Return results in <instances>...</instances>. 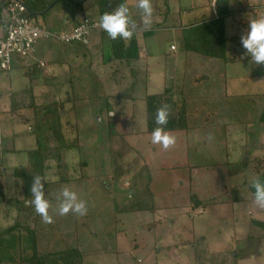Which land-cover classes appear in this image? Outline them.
Wrapping results in <instances>:
<instances>
[{"label": "rangeland", "instance_id": "374dc122", "mask_svg": "<svg viewBox=\"0 0 264 264\" xmlns=\"http://www.w3.org/2000/svg\"><path fill=\"white\" fill-rule=\"evenodd\" d=\"M215 1L150 0L147 28L137 0L25 1L31 22L50 36L38 39L30 57L15 56L10 71H0L2 182L13 183V170L27 165L38 144L35 125L54 104L64 103L57 120L71 147L45 163L52 222L35 212L32 198L20 211L17 201L26 199L19 181L16 191L5 192L0 232L16 222L35 228L39 252L78 249L82 264H264V232L252 223L264 222V208L243 186L264 172V124L257 121L264 65L250 64L240 44L248 21L264 16V0L229 1L233 64L181 47V26L217 17ZM118 2L127 4L139 32L142 59L133 74L110 62L107 34L90 32L88 46L57 39L96 22L89 19L94 8L114 11ZM165 90L174 103L185 100L191 113L186 130L169 132L175 144L168 149L151 142L144 102ZM243 96L254 102L243 104ZM64 188L85 202L84 216L59 215ZM235 189L239 201L226 202ZM3 239L4 250L11 244L9 236Z\"/></svg>", "mask_w": 264, "mask_h": 264}, {"label": "trees", "instance_id": "16d2710c", "mask_svg": "<svg viewBox=\"0 0 264 264\" xmlns=\"http://www.w3.org/2000/svg\"><path fill=\"white\" fill-rule=\"evenodd\" d=\"M229 1L231 0L215 1L218 11L217 17L210 18V14L208 16L203 15L209 17L210 19L201 21L198 20L191 23L190 25L181 26V47L185 52L223 60L226 63H235V59H229L227 56L229 50V41L231 42L237 39L235 36L229 38L226 34L225 19L230 15V11L228 9ZM105 5L107 7V1H105ZM116 5H120V2H118ZM100 11L101 15L104 13L113 12L109 9L105 11L100 9ZM92 31L97 32L98 30H91L90 32ZM100 33L107 34L103 32ZM82 45L88 46L89 41H87V44ZM110 50L112 55L110 57V62L115 65L116 68H121L126 65L129 68L131 74H133V69L136 68L135 64H137L139 60L142 59L140 56L141 47H139L137 44L136 32L134 31V35L129 41H123L119 38L115 41L112 40ZM243 54H245V51H243ZM241 60L243 61L244 59ZM25 75H29V72ZM117 82L118 81H116V83ZM167 94L168 96H166ZM240 99L243 104H245V101L247 103L254 102V100L252 101L245 96L241 97ZM144 102L146 104V121L148 133H151L152 130L157 126L155 124L156 111L163 105H167L169 109L168 123L164 126L167 132L183 131L188 128L186 125L187 115L188 117H191V113L187 112V102L185 100H180L178 103H174L170 93L165 90V92L162 94L147 95L144 98ZM63 104L64 103L54 104L53 108L49 107L42 112L40 124L35 125L34 128V132L38 137L37 148L28 152V162L25 167L15 168V170H13V176L17 179H15L13 183H3L2 178L4 173L0 169V209L5 206L7 201L5 192H9L11 189L16 191L17 187L20 186L19 181L21 182V186L24 190V198L26 200L16 201L20 206V211L28 209L26 201L30 202V199L32 198L30 188L35 176L41 177V182L44 185V195H48L47 191L49 185L43 180L46 166L45 163L49 158L59 161L61 150L63 151L66 148L68 149L71 147L65 144L64 140L62 139L60 124L58 123L59 120H57L59 117L57 109L59 108L60 111H62L64 106ZM51 118L56 119L55 124H50ZM109 120L110 122H108V129L111 130L110 126H112V122L111 119ZM257 121L259 124H264V108L258 115ZM258 178L264 180V172L253 181ZM252 182L246 183L243 186L250 191L251 196L253 197L254 190L251 187ZM229 192L231 194L229 196V200H226V202L236 203L239 201V193L237 189H235V191L229 190ZM4 212L6 213L7 209H5ZM36 223L37 218L33 220V224L37 225ZM252 223L255 228L264 232V222L252 221ZM16 234L18 235L15 236ZM6 235L9 236L8 242L11 245H9V247H5L3 250V246L5 244L3 236ZM38 241L39 237L36 229L29 226H22L19 224V222H16L14 225L2 230L0 232V254L4 252L6 258L1 259L0 264H82L83 262L84 255L78 249L68 248L60 252L52 253L39 252ZM16 242L17 244H15ZM12 255H15L17 258L13 257ZM169 256L171 257L172 255Z\"/></svg>", "mask_w": 264, "mask_h": 264}, {"label": "clouds", "instance_id": "9594fccd", "mask_svg": "<svg viewBox=\"0 0 264 264\" xmlns=\"http://www.w3.org/2000/svg\"><path fill=\"white\" fill-rule=\"evenodd\" d=\"M136 7L141 10L145 28L149 27L152 19V6L150 0H137ZM99 27L107 33V36L115 41L118 38L129 41L134 35L136 27L132 20L130 10L126 3H121L119 7L111 13H104L99 18ZM240 44L245 50V56L249 58L250 64L264 65V16H259L248 21L245 33L240 37ZM169 109L163 105L157 109L155 124L157 125L152 132L151 142L160 144L164 149H168L175 144V137L164 128L168 123ZM253 200L255 205L264 208V180L256 179L251 185ZM32 205L35 212L40 215L44 222L51 223L52 217L49 215L51 207L44 195V185L41 177L35 176L30 188ZM87 212L85 202L80 199L75 191L68 188L60 192L58 213L61 216L69 213L84 216Z\"/></svg>", "mask_w": 264, "mask_h": 264}, {"label": "built area", "instance_id": "2783aa9c", "mask_svg": "<svg viewBox=\"0 0 264 264\" xmlns=\"http://www.w3.org/2000/svg\"><path fill=\"white\" fill-rule=\"evenodd\" d=\"M91 30L106 33L99 27V21H85L70 34L57 39L64 43L87 44ZM48 36L46 31L31 22L24 0H0V71L10 70L15 56L30 57L38 39Z\"/></svg>", "mask_w": 264, "mask_h": 264}, {"label": "crops", "instance_id": "0c3cea01", "mask_svg": "<svg viewBox=\"0 0 264 264\" xmlns=\"http://www.w3.org/2000/svg\"><path fill=\"white\" fill-rule=\"evenodd\" d=\"M25 1L26 0H24V3H25ZM73 1H77V0H73ZM25 6H26V8H27V10H28V13H29V15H33L32 14V11L30 10V7H28V5L25 3ZM100 16H101V14H100V12H99V10H98V8H94L93 9V15L89 18L90 20H99V18H100ZM135 32H136V38H137V34L139 33L138 32V30L136 29V30H134ZM141 33V32H140ZM138 39V38H137ZM140 56H141V52H140ZM42 64V66L41 67H43V68H45V63H39V68L38 69H41V67H40V65ZM28 68V67H27ZM29 72V75L31 74L30 72H32L31 71V69H30V71H28ZM34 73H35V71H34ZM33 74V73H32ZM30 76H32V75H30Z\"/></svg>", "mask_w": 264, "mask_h": 264}]
</instances>
